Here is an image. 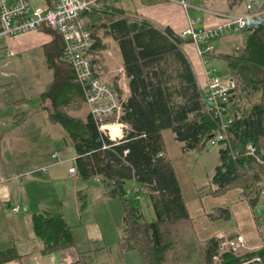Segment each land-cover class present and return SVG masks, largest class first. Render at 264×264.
<instances>
[{
  "label": "trees",
  "instance_id": "obj_1",
  "mask_svg": "<svg viewBox=\"0 0 264 264\" xmlns=\"http://www.w3.org/2000/svg\"><path fill=\"white\" fill-rule=\"evenodd\" d=\"M45 1L48 8L53 6L52 0ZM241 1L226 3L234 8ZM111 9L100 15L101 23H91V27L97 38L96 51L103 46L97 36L100 28L116 42L129 79L130 96L122 98L118 119L124 126L119 140L104 133L90 113L86 119L69 114L86 105L84 90L74 69L63 58V37L44 28L54 33L53 43L45 50L47 65L54 75L41 98L50 103L44 108L49 120L60 124L72 140L76 173L84 181L98 179L110 196L121 199L125 219L120 245L124 251L139 252L143 264H264V217L256 214L264 201V2L259 6L262 13L242 34V47L207 54L208 58L224 59L229 77L236 79L224 113L228 116L224 117L225 128L224 119L207 109L205 91L184 52L185 45L192 41L169 27L160 29L145 19L137 20L122 11L115 14ZM165 130L173 133L183 153L213 146L211 141L224 133L227 139L216 145L218 164L208 184L209 193L218 196L237 185L243 187L255 212L262 246L239 255L222 249L225 238L213 236L201 242L166 150ZM250 145L254 154L248 153ZM128 181H134L136 187L128 190ZM135 189L149 195L155 213L153 221H147L140 206L128 197ZM206 216L210 221L229 220L232 212L224 206L209 210ZM32 223L45 252L73 243L72 227L62 214L39 211L33 213ZM178 247L184 256L178 253ZM17 256L13 247L0 251V264Z\"/></svg>",
  "mask_w": 264,
  "mask_h": 264
},
{
  "label": "crops",
  "instance_id": "obj_2",
  "mask_svg": "<svg viewBox=\"0 0 264 264\" xmlns=\"http://www.w3.org/2000/svg\"><path fill=\"white\" fill-rule=\"evenodd\" d=\"M245 1L246 0L241 1L238 5L244 6L245 4V7H243V14L257 10L260 3L264 2V0H262L261 2L258 0H249V4L246 5ZM212 2L213 4L218 3V5L214 6ZM226 4V0H195L193 2V6H191L186 11L180 5L172 2L123 0L115 4L112 7L111 12L117 14L118 11H122L123 13L130 15L137 20L145 19L151 22L157 28L164 29L166 27H169L175 33L178 34L182 30L187 28L190 19H198L200 25L209 27L222 24L224 22V19L221 15H228L234 13V8L238 7L236 6L234 8H230L226 6ZM45 6H47V2L44 0V4L41 5V7ZM88 23L92 26L89 19ZM2 28L3 23H0V33L2 31ZM44 28L39 31H29L22 34L3 35L2 37H0V40L1 38L3 39V45L1 46L3 48V51L1 53L5 52L6 54H10L7 55L9 56L7 62H9V60L12 59V57L14 56H17L19 59H21L23 57V53L41 50L47 69L51 70L46 62L45 50L47 46H50L53 43L54 33ZM97 28L98 27H96L95 29L97 30ZM97 36L101 39V43L103 44L102 48L100 50H97V56L99 57L100 62L103 65L102 78L106 82L113 84L115 87H117L122 95V98L127 99L130 96L129 79L127 78L124 72L123 60L119 47L112 38L105 36L104 30L102 28H100V30H97ZM227 36L231 37L232 34ZM233 36L232 38H234L237 43H232L231 46L227 49L221 48L223 44L222 43L220 44V50H218L217 52L213 50L210 55L214 53L217 54L230 52L233 49L242 47L244 43L243 35L237 34L236 36ZM218 42L219 41H216V43ZM193 46V43L186 44L184 47V52L188 57L192 68L194 69V72L197 76L198 84L205 91L206 76L204 72V66L202 65L197 50H195L196 48ZM51 72L52 79L49 80L46 85L53 80V70H51ZM44 89L42 90V92L44 91ZM41 94V101L35 111H45L47 118H49V113L44 108L50 107V103L43 102ZM11 103L8 102L7 105ZM14 105L15 104L13 101L12 111L6 110L4 107H2V105L0 106V160L7 159L9 161V164H12L10 159L16 153V150H14L13 145L15 143L14 141L16 140V138L25 140V136H27L25 131L17 130L19 127H21V123L27 120V117L31 114V111L27 110L28 104H24V110L20 109V105H17L16 107H14ZM1 110L3 111V113H1ZM69 114L74 117L86 119L89 114V110L87 106L84 105L82 109L71 111L69 112ZM123 128L124 126L111 127L114 135H118L116 139H111H121L124 135ZM166 131L167 130L163 132L164 142ZM28 137L29 139H31L29 135ZM166 150L168 149L166 148ZM58 152H60V154L62 153L61 151ZM167 153L168 155H170L168 151ZM53 154L51 157H53ZM75 157L76 154L74 152V155L71 157V161L73 162V164L67 170L70 177L72 178L79 176L77 173L71 174L69 172V169L75 165ZM15 165H10L9 169L3 172L7 176H2V174H0V205L2 203H7L9 205L11 204V185H14L19 180L23 181L21 183V186L23 187L21 191H19L18 184L16 183L18 195L15 204L12 206V212L20 213L21 211H25L26 203L28 209L26 208L25 212H28V215L26 214L24 215V217H0V251L13 247L17 250L18 253L17 257L2 264H88L89 262L95 264V261H93L95 257L94 254H96L97 245H99V243L103 244L101 245V248H98L99 251L105 252V250H108L112 259L113 252L111 246L113 244L107 242L105 238L106 230H103V228L99 227L97 220L98 217H67L63 210H57V212H53L49 207L43 206L42 204L40 206H34L31 199L30 201L26 202L27 197L25 194V189H27V187L25 185L33 182V180L27 177V173H31L32 171H34V166L32 165L30 170H22L18 172L15 169ZM18 173L21 174L19 176V179H17V175H19ZM94 179L99 183L103 196L115 198L108 194V190L103 187L102 183H100L98 179ZM128 184L130 185L129 188L131 187L133 189L136 187L134 181H128ZM238 194V192H228L223 196L206 195L205 197H201L200 199H197L196 196L189 195V200L188 202L186 201L187 207L190 214L193 215V217H197L195 218L194 223L199 231L200 227H202V229H206L207 227H209L208 224L211 223L212 227L209 228V231L206 233V235H209L210 232H212V236L216 237H223L227 234L243 235L245 249L247 251H253L261 246L262 237L258 225L255 221V212L253 208L250 206L247 200L238 199ZM78 197V199L80 200V194H78ZM203 200L206 203L205 205L207 208H205V206L203 205ZM17 206L20 207L19 211H14V208ZM224 206H228L232 212V216L229 220H208L206 216L207 211ZM47 210L53 214H62L64 216V219L66 220L68 225L72 227V244L65 247H58L49 252L44 251V245L42 241L36 236L34 232L32 215L33 213ZM121 219L122 223H120L117 229L116 246L119 248L117 250H120L122 255H127L129 252H137L136 250L124 251L120 245V233L121 228L124 225L125 217H122ZM236 220H238L239 222H244L245 226H248L247 231L236 230ZM76 228H78L77 232L80 233V235L82 233L81 236L79 235V240L76 238ZM137 253L139 254V252Z\"/></svg>",
  "mask_w": 264,
  "mask_h": 264
},
{
  "label": "rangeland",
  "instance_id": "obj_3",
  "mask_svg": "<svg viewBox=\"0 0 264 264\" xmlns=\"http://www.w3.org/2000/svg\"><path fill=\"white\" fill-rule=\"evenodd\" d=\"M258 1L261 2L262 0ZM31 2L34 6H41L44 4V0H31ZM245 2L246 5L249 4V0H246ZM262 3L263 2H261L260 5ZM213 5L217 6L218 3H214ZM226 6L228 5L226 4ZM243 7H245V4L244 6L234 8L235 11L234 13H231V15H245L243 14ZM89 19L91 23H101L100 15L93 14ZM0 23H2L1 19ZM1 30L3 31V28ZM231 34L232 36H236L239 33ZM232 36L230 37L226 35L222 38L211 41L213 50L215 52L220 50V44L222 43L221 48L223 49L229 48L232 43H237ZM216 41L219 42L216 43ZM2 45L3 39L1 38L0 46ZM193 47L196 48L195 45ZM195 50H197V48ZM7 55L10 54L3 52L0 56V106L2 105L6 110L12 111L13 101L15 104L14 107L20 105V109L22 110H24V104H28L27 110L31 111V114L27 117V120L21 123V127L17 130L25 131L27 135L25 136V140L16 138L14 141L15 143L13 144L16 153L10 159L12 164H9L7 159H1L0 174H2V176H7L3 172L5 170L7 171L10 165L12 166L16 164L15 169L18 172L22 170H30L33 165V173H27V177L33 180V182L25 185L27 187V189H25V194L28 199H26V202L31 199L34 206H40L42 204L43 206L49 207L53 212L63 210L67 217H98L97 220L99 227L106 230L105 238L107 242L113 244L111 246L113 256L111 259L108 250L100 252L98 248H101V245L103 244L99 243V245H97L96 254H94L95 257L93 261H95V264H143V259L137 252H129L127 255H122L121 251L117 250L119 249L116 246L117 229L120 223H122L121 218L125 217V209L121 199L103 196L101 187L95 179L84 181L80 176L75 178L70 177L67 170L73 164L71 161V157L75 152L73 143L59 124L53 123L47 118L45 111H35L41 101L40 94L42 90L45 88L46 83L52 79V72L47 69L41 50L23 53L21 59L14 56L9 62H7L9 59V56ZM208 59V69L213 70L215 74L224 80L225 83L229 78L233 79L234 85L236 86V79L229 77L224 59L217 57H211ZM8 102L12 103L7 105ZM1 113H3L2 110ZM28 135L31 139H29ZM165 143L172 164L177 172V177L182 187L185 200L188 202L189 195L196 196L197 199H200L201 197L203 198L206 195H211L209 193L211 188L208 184L214 172V168L218 164L217 149L219 147L216 145L207 146L203 150H194L188 153H183L179 143L175 140L174 135L170 130L166 131ZM58 151L62 152L61 159L63 162H57L51 157L53 153ZM18 174L17 179H19V176L21 175L20 173ZM22 182L23 181L20 180L16 182L19 191L23 189L21 186ZM16 183L11 185L10 188L12 197L11 204L2 203L0 205V217H24V215H28V212H25L27 208L26 203L25 211H21L20 213L12 212V206L15 204L18 195ZM129 186L130 185L127 182L126 187L128 190ZM137 188L139 189V187ZM130 189L132 188L130 187ZM228 192H238L239 194L237 198L246 200V192L243 187L238 185L218 196H223ZM78 194H80V200L78 199ZM128 197L132 199L134 205L137 204L140 206L147 221L154 220L155 213L151 200L144 190L140 193L137 191L128 193ZM205 204L206 203L203 200V205L207 208ZM256 214L257 216L260 214L264 217V206H262V203L258 206ZM191 216L193 220L197 218L193 217V215ZM208 220L210 219L208 218ZM238 220H236V222L233 221L235 222V229L247 231L248 226H245L244 222H239ZM261 222L264 224V220ZM208 225L209 227L206 228L207 231L204 228L202 229V227H200V231L196 228L201 242L204 243H206L209 238L213 237L212 232H210L209 235H206L209 228L212 227L211 223ZM77 229L78 228L75 230V234L76 238L79 240L80 233L77 232ZM237 235L240 234H227L226 236L218 238L236 237ZM177 250L179 254L184 256L185 252L181 247H178ZM246 252L249 251L245 249L243 243L239 246L236 254L243 255Z\"/></svg>",
  "mask_w": 264,
  "mask_h": 264
},
{
  "label": "built area",
  "instance_id": "obj_4",
  "mask_svg": "<svg viewBox=\"0 0 264 264\" xmlns=\"http://www.w3.org/2000/svg\"><path fill=\"white\" fill-rule=\"evenodd\" d=\"M52 1L53 6L48 8L47 6H34L31 0H0V18L3 23V31L0 33V37L39 31L44 27L59 33L64 40L63 58L72 66L76 80L83 87L85 104L89 113L100 124V129L104 133L108 134L110 138L116 139L118 135H113L111 127H123V124L118 120L122 113L123 99L118 88L102 78L103 65L95 50L97 38L88 23L89 16L85 15H101L123 0ZM144 1L172 2L187 11L193 6L195 0ZM261 13L258 7L257 10L245 15L222 14L224 22L211 27L200 25L198 19H190L187 28L178 33L180 37L190 39L197 48L206 76L205 105L208 110L224 119L222 122L224 128L225 118L228 117L224 113L228 110L230 91L235 85L233 79L229 78L225 83L213 70L207 68L209 61L207 54L213 51L211 41L231 33L244 34V30L252 26V20ZM1 54L0 52V56ZM224 139L227 137L224 133H220L211 141V144L215 146L218 141ZM249 147L248 153L254 154V148L251 145ZM53 158L57 162H62L60 152H55ZM69 172L75 174L76 169L71 167ZM261 203L264 206V201ZM19 209L20 207L17 206L14 211H19ZM243 243V235H237L233 239L225 238L222 249L236 253ZM254 263L257 264V261Z\"/></svg>",
  "mask_w": 264,
  "mask_h": 264
},
{
  "label": "bare ground",
  "instance_id": "obj_5",
  "mask_svg": "<svg viewBox=\"0 0 264 264\" xmlns=\"http://www.w3.org/2000/svg\"><path fill=\"white\" fill-rule=\"evenodd\" d=\"M112 127H114V126H112ZM113 135H114V133H113Z\"/></svg>",
  "mask_w": 264,
  "mask_h": 264
}]
</instances>
